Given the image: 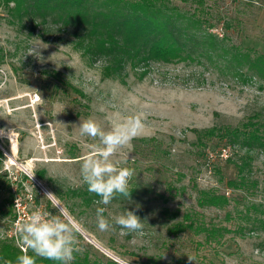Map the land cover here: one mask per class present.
<instances>
[{
  "label": "rangeland",
  "instance_id": "obj_1",
  "mask_svg": "<svg viewBox=\"0 0 264 264\" xmlns=\"http://www.w3.org/2000/svg\"><path fill=\"white\" fill-rule=\"evenodd\" d=\"M173 4L207 17L204 27L211 32L264 55V0H204L197 11L191 2ZM10 8L0 3V207L5 212L0 238L15 236L16 223L36 209L57 214L40 182L48 193L64 197L67 208L54 199L81 225L80 251L71 264L84 256L98 264H190L188 256H195L191 264H264V230L252 229L245 216L254 205L261 210H251L252 217L264 219V150H247L219 137L199 145L194 133L238 127L255 115L264 122V82L219 77L215 70L183 63H154L143 80L132 72L125 83L106 78L103 63L89 62L74 48L72 31L51 21L21 20ZM134 114L143 118V133L113 159L135 170L129 188L138 193L97 205L99 198L80 173L96 141L81 136L79 123L92 118L108 130ZM223 148L230 150L227 160L218 156ZM246 156L251 157L247 174L258 188L233 189L228 181L238 178L237 165ZM201 191L224 194L230 203L202 207ZM86 196L92 203L83 201ZM98 206L106 207L108 218L135 211L143 230L130 234L114 225L100 231ZM188 212L230 229L224 243H205L203 234L190 231L170 234Z\"/></svg>",
  "mask_w": 264,
  "mask_h": 264
},
{
  "label": "trees",
  "instance_id": "obj_2",
  "mask_svg": "<svg viewBox=\"0 0 264 264\" xmlns=\"http://www.w3.org/2000/svg\"><path fill=\"white\" fill-rule=\"evenodd\" d=\"M176 1L197 5L195 11L202 10L204 5V0ZM0 3L9 8L13 4L10 10L21 20L29 17L39 24L51 21L64 30L72 31L74 48L89 62L103 63L102 72L106 78L119 79L125 83V76L132 72L139 80H143L154 63H183L208 71L215 70L221 74L219 77H231L243 82L258 78L264 82V55H254V51L206 29L204 25L208 23L207 17L184 11L174 5L173 0H0ZM198 77L202 81V75ZM255 116L238 127L195 129L198 144L202 145L204 139L219 137L247 150H264V122L260 115ZM250 168L251 157L242 158L237 165L238 178L229 180V187L246 191L258 188V181L247 174ZM38 178L43 180L41 176ZM130 191V196L138 193L136 188ZM72 194L82 196L76 191ZM56 198L67 208L64 197L56 193ZM8 199L13 206L14 195ZM83 201L90 204L92 198L86 196ZM229 203L230 199L224 194L213 191L199 193L198 204L202 207L222 208ZM251 210L261 209L252 205L245 210L248 213L245 215L248 218L247 225L252 229L264 230V219L252 217ZM0 214H5L1 207ZM16 218L14 215V220ZM187 231L203 234L208 244L224 243L226 235L231 232L226 227L207 223L189 212L169 228L173 235ZM16 239V235L0 238V264L9 260L15 264L16 257L22 254ZM28 254L33 255L30 249ZM37 264L54 262L39 258ZM72 264L98 262H91L88 256H84Z\"/></svg>",
  "mask_w": 264,
  "mask_h": 264
},
{
  "label": "clouds",
  "instance_id": "obj_3",
  "mask_svg": "<svg viewBox=\"0 0 264 264\" xmlns=\"http://www.w3.org/2000/svg\"><path fill=\"white\" fill-rule=\"evenodd\" d=\"M56 54V53H55ZM53 54V55H55ZM52 55V56H53ZM81 136H87L96 141L92 145L93 152L85 156L80 165V173L88 191L99 197L97 205H110L118 197L130 200L129 183L135 175V170L120 166L126 161L114 160L118 151L131 144L142 135L144 130L143 118L140 114L130 115L113 123L105 130L97 121L89 118L79 123ZM10 133H8L10 137ZM54 194L47 193L52 200L57 214L42 212L36 209L23 221L15 225L17 244L21 253L16 257L15 264H37L39 258L53 261L54 264H71L75 259L74 253L79 252L78 235L81 225L55 201ZM18 205V201L16 202ZM139 205H136L137 210ZM106 207L96 208L97 227L100 231H108L114 225L128 233H136L144 228V221L132 210H124L114 217L104 214ZM31 250L33 255L28 254ZM195 261V256H188ZM5 264H13L11 260Z\"/></svg>",
  "mask_w": 264,
  "mask_h": 264
},
{
  "label": "built area",
  "instance_id": "obj_4",
  "mask_svg": "<svg viewBox=\"0 0 264 264\" xmlns=\"http://www.w3.org/2000/svg\"><path fill=\"white\" fill-rule=\"evenodd\" d=\"M216 34H218L220 37H223V33L222 32L216 31ZM218 156L221 159L227 160L229 158V156H230V150L228 148H223V149H221L218 152ZM210 158L211 159H214V156L213 155H210Z\"/></svg>",
  "mask_w": 264,
  "mask_h": 264
},
{
  "label": "water",
  "instance_id": "obj_5",
  "mask_svg": "<svg viewBox=\"0 0 264 264\" xmlns=\"http://www.w3.org/2000/svg\"><path fill=\"white\" fill-rule=\"evenodd\" d=\"M39 185L45 190L46 193H48V191L40 184L39 182ZM57 203V202H56ZM58 204V203H57Z\"/></svg>",
  "mask_w": 264,
  "mask_h": 264
},
{
  "label": "bare ground",
  "instance_id": "obj_6",
  "mask_svg": "<svg viewBox=\"0 0 264 264\" xmlns=\"http://www.w3.org/2000/svg\"><path fill=\"white\" fill-rule=\"evenodd\" d=\"M16 148H17V146H16V144L14 143V145H13V150L15 151Z\"/></svg>",
  "mask_w": 264,
  "mask_h": 264
}]
</instances>
